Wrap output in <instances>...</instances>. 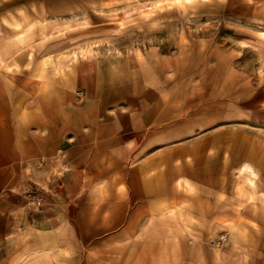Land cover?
I'll use <instances>...</instances> for the list:
<instances>
[{"label": "rangeland", "instance_id": "1", "mask_svg": "<svg viewBox=\"0 0 264 264\" xmlns=\"http://www.w3.org/2000/svg\"><path fill=\"white\" fill-rule=\"evenodd\" d=\"M0 264H264V0H0Z\"/></svg>", "mask_w": 264, "mask_h": 264}, {"label": "crops", "instance_id": "2", "mask_svg": "<svg viewBox=\"0 0 264 264\" xmlns=\"http://www.w3.org/2000/svg\"><path fill=\"white\" fill-rule=\"evenodd\" d=\"M97 128V127H96ZM45 129H46V127H45ZM50 132H51V129H50ZM96 134H99V130H94V132H93V135H96ZM92 137V135H90V137H88V139L89 138H91ZM56 153V152H55ZM120 177V178H119ZM119 179H121V175H113L112 176V180L111 181H113V182H116V181H118Z\"/></svg>", "mask_w": 264, "mask_h": 264}, {"label": "bare ground", "instance_id": "3", "mask_svg": "<svg viewBox=\"0 0 264 264\" xmlns=\"http://www.w3.org/2000/svg\"><path fill=\"white\" fill-rule=\"evenodd\" d=\"M248 168H249L250 170H252V167H251L250 165L243 166V167H241L242 170H240L241 173H242V175L245 176V178H246L245 171H248ZM243 170H244V171H243ZM248 173H249V172H248ZM246 180H247V179H246ZM248 181H249V180H248ZM250 184H252V183H250Z\"/></svg>", "mask_w": 264, "mask_h": 264}]
</instances>
